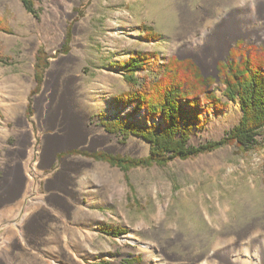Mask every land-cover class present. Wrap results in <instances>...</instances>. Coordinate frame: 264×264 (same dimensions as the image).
I'll list each match as a JSON object with an SVG mask.
<instances>
[{"label":"rangeland","instance_id":"374dc122","mask_svg":"<svg viewBox=\"0 0 264 264\" xmlns=\"http://www.w3.org/2000/svg\"><path fill=\"white\" fill-rule=\"evenodd\" d=\"M244 1L251 0H35L34 15L21 0H0V18L10 29L0 30V264H122L133 257L143 264L145 253L149 264H195L219 234L264 227L262 136L246 153L226 145L163 167L125 171L92 155L148 154L141 138L123 140L101 124L130 112L114 108L112 97L128 85L112 64L132 51L156 52L159 62L191 59L204 77H215L211 88L226 101L218 64L230 53L247 56L264 47L261 10L254 6L256 22H248ZM199 12L206 22L190 24ZM230 21L223 47L201 35L226 31ZM143 25L160 37L144 39ZM40 50L46 65L37 63ZM89 88L101 99L85 118L87 133L64 142L63 92L82 110ZM39 103L58 112L49 117L46 108L42 115ZM227 104L204 115L190 144L218 140L238 122L239 103ZM133 119L144 124L139 114ZM92 128L103 136L88 147ZM102 223L128 232L107 236L98 231Z\"/></svg>","mask_w":264,"mask_h":264},{"label":"trees","instance_id":"16d2710c","mask_svg":"<svg viewBox=\"0 0 264 264\" xmlns=\"http://www.w3.org/2000/svg\"><path fill=\"white\" fill-rule=\"evenodd\" d=\"M21 1L28 12L36 15L35 0ZM142 29V37L148 41L160 37L150 26L143 25ZM0 30L10 31L1 18ZM36 59L37 63L46 65V57L41 50ZM112 66L117 68L128 85L127 90L112 97L114 108H128L130 112L123 117L102 119L101 124L108 133L119 134L123 140L129 135L141 138L149 144V151L146 156L137 158L107 154L93 156H100L127 171L138 166L163 167L175 159L193 158L226 145H234L240 153H246L258 144L257 136H262L264 144V47H252L247 56L230 53L226 61L218 64L219 82L224 86L222 95L226 101L217 97L211 88L215 77H204L191 59L169 57L159 62L156 52L135 50ZM36 79L39 80L37 74ZM229 101H237L240 105L238 122L218 140L190 144L193 130L206 122L204 115L221 112ZM135 114L141 116L144 124L134 121ZM98 116L102 117V114ZM98 231L119 237L126 234L128 228L102 223ZM138 262L139 258L133 257L123 260L122 264ZM97 264L113 263L100 259Z\"/></svg>","mask_w":264,"mask_h":264},{"label":"bare ground","instance_id":"6f19581e","mask_svg":"<svg viewBox=\"0 0 264 264\" xmlns=\"http://www.w3.org/2000/svg\"><path fill=\"white\" fill-rule=\"evenodd\" d=\"M245 2L246 1H244L243 6L246 5L245 7H247L248 10L250 9V11L243 16L248 19V22H256L252 14L256 8L261 10L260 20L264 21V0H251L246 2V4ZM206 19V15L199 12L194 21L190 19L188 22L190 24L196 23L202 26L206 22ZM240 19H242V17ZM231 26L233 25L230 21V26L229 28L227 26L226 31L222 28L223 30H221L219 34H215L212 37H208L206 34L207 31L202 29L201 35L205 36L204 39L210 38L209 41L214 48L223 47L226 45V38L224 35L228 32H232L233 28L231 29ZM262 38H264V32L262 33ZM197 41H199V39ZM63 93L59 106L63 114L62 118L65 120L67 135L65 138L61 139L64 142H76V140L82 137L84 138L87 133L85 118H88L93 112L94 107L99 104L101 96L96 91L89 88L86 92L88 97L86 94H83L86 99V101H84L85 103L82 104L84 109L78 110L77 105H75L76 101L74 95L70 93L68 89ZM88 101L92 103L89 104ZM53 107L54 106H51V104L46 107H41V103H39L38 113H42L43 115L46 108H48L47 112L49 117H51L58 112V110ZM53 111L55 113H53ZM98 130V128H92L90 131L91 142L87 145L88 147L98 146V139L103 136ZM149 259L150 256L145 253L143 264H149ZM195 264H264V227L259 224H252L238 234L234 232L219 234L216 237V241L211 246L210 253L197 256Z\"/></svg>","mask_w":264,"mask_h":264},{"label":"crops","instance_id":"0c3cea01","mask_svg":"<svg viewBox=\"0 0 264 264\" xmlns=\"http://www.w3.org/2000/svg\"><path fill=\"white\" fill-rule=\"evenodd\" d=\"M58 199H61L62 197L60 195L56 196ZM14 239L17 240V237H15Z\"/></svg>","mask_w":264,"mask_h":264},{"label":"water","instance_id":"95a60500","mask_svg":"<svg viewBox=\"0 0 264 264\" xmlns=\"http://www.w3.org/2000/svg\"><path fill=\"white\" fill-rule=\"evenodd\" d=\"M202 72V71H201ZM203 74V73H202ZM203 76H205V74H203Z\"/></svg>","mask_w":264,"mask_h":264}]
</instances>
